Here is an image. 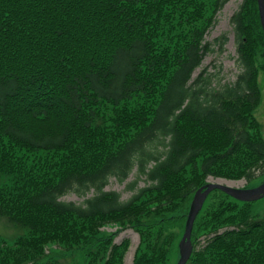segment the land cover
<instances>
[{"label":"trees","instance_id":"16d2710c","mask_svg":"<svg viewBox=\"0 0 264 264\" xmlns=\"http://www.w3.org/2000/svg\"><path fill=\"white\" fill-rule=\"evenodd\" d=\"M227 1L0 0V218L21 230L0 264H71L49 245L123 264L128 239L98 235L109 224L139 234L131 264H169L173 228L208 176L263 177L257 0L231 16L235 80L192 77ZM133 169L128 199L104 190ZM70 192L91 195L63 200ZM190 239L186 264H264V216L218 189Z\"/></svg>","mask_w":264,"mask_h":264},{"label":"rangeland","instance_id":"374dc122","mask_svg":"<svg viewBox=\"0 0 264 264\" xmlns=\"http://www.w3.org/2000/svg\"><path fill=\"white\" fill-rule=\"evenodd\" d=\"M242 0H228L220 10L217 11L215 20L213 24L208 28L204 35V41L209 43L210 50L204 55L200 66L192 73V77L196 78L199 73L205 72L209 74L212 81V86H218L225 83H231L235 80L236 75L239 72V67L236 61V40L233 30V24L231 22L232 14L239 8ZM258 83L260 86L261 99L258 106L255 108L253 114L260 123V132L264 136V71L260 70L258 74ZM137 177L136 170L133 169L123 181H119L116 177L112 176L108 179L107 185L104 190H111L119 193L121 200L128 199L133 190L129 189V184L133 182ZM264 177V175H263ZM262 178L254 180L250 184H246L245 179H225L219 177L208 176L206 182H220L225 183L234 187H253L263 180ZM146 184L143 177L137 179L136 188L142 187ZM88 193L85 196L76 194L75 192H70L62 197L65 201H72L76 203H81L86 197L90 196ZM217 194L211 193L208 197V201H211ZM253 209L260 216H264V196L258 200L252 201ZM176 232V247L183 234L184 224L182 226H175L173 228ZM18 227L8 223L5 218H0V244L2 241H6L11 244L16 238L15 236L20 233ZM113 234L112 242L120 243L124 239H128V247L125 250L122 263L131 264L136 252V248L139 245L140 238L139 234L131 227L121 228L115 224L105 225L99 228V236L104 237ZM48 255H56L58 252V257L60 255H66L68 262L71 264H83V251L80 248H73L67 254L64 250L52 249L55 245H49L47 247ZM50 251V252H48ZM178 247L177 251L175 248L171 250L168 255V263L175 264L178 260ZM64 260H67L63 258ZM86 261V259H85Z\"/></svg>","mask_w":264,"mask_h":264},{"label":"water","instance_id":"95a60500","mask_svg":"<svg viewBox=\"0 0 264 264\" xmlns=\"http://www.w3.org/2000/svg\"><path fill=\"white\" fill-rule=\"evenodd\" d=\"M257 7L259 13L260 24L264 34V0H257ZM262 58L264 63V42L262 49ZM214 189H218L235 200L242 202H252L258 200L264 196V178L258 185L249 188L234 187L220 182H206L200 188H198L191 199L189 210L186 215L183 234L178 242L179 258L175 264H186L191 253V231L196 215L202 208V205L207 195Z\"/></svg>","mask_w":264,"mask_h":264}]
</instances>
